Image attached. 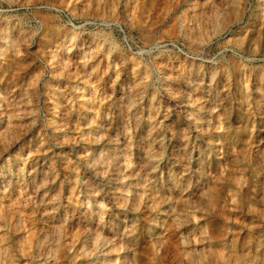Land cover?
Segmentation results:
<instances>
[{"label":"rangeland","instance_id":"obj_1","mask_svg":"<svg viewBox=\"0 0 264 264\" xmlns=\"http://www.w3.org/2000/svg\"><path fill=\"white\" fill-rule=\"evenodd\" d=\"M263 222L264 0H0V264H242Z\"/></svg>","mask_w":264,"mask_h":264},{"label":"bare ground","instance_id":"obj_2","mask_svg":"<svg viewBox=\"0 0 264 264\" xmlns=\"http://www.w3.org/2000/svg\"><path fill=\"white\" fill-rule=\"evenodd\" d=\"M2 24V23H1ZM56 57H53L52 58V61L53 62H55L56 61ZM20 95V94H19ZM13 99H15V98H17V95H14L13 97H12ZM33 165H35V164H33ZM34 167L35 166H33L32 167V170H31V173L33 174H35L36 173V170L34 169ZM38 169V168H37ZM45 175V174H44ZM34 177H36V176H34ZM39 178V177H38ZM35 180V179H34ZM49 180V179H48ZM251 206H252V204L251 203H249ZM248 204V206L250 207V205ZM237 213V212H236ZM259 232V231H258ZM257 232V233H258ZM260 232L261 233H258V234H261V236H262V238H264V222H263V225H262V227L260 228ZM255 233H256V231H255ZM256 233V234H257ZM261 242V244L260 245H253L252 246V254H253V257L250 259L249 258V260L248 259H246V260H244L243 261V263L242 264H264V241H260ZM233 253H235V251L234 252H232V254ZM234 256H236V254L235 255H232V257H233V259H234ZM238 260V258L236 257V261ZM4 261V260H3ZM234 262V260L232 261V263L231 264H234L233 263Z\"/></svg>","mask_w":264,"mask_h":264}]
</instances>
